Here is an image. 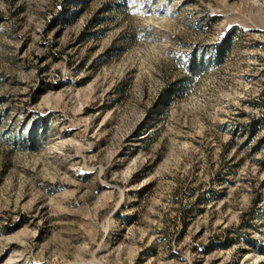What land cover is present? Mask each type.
<instances>
[{
	"label": "rangeland",
	"instance_id": "1",
	"mask_svg": "<svg viewBox=\"0 0 264 264\" xmlns=\"http://www.w3.org/2000/svg\"><path fill=\"white\" fill-rule=\"evenodd\" d=\"M262 115L264 0H0V264H264Z\"/></svg>",
	"mask_w": 264,
	"mask_h": 264
},
{
	"label": "trees",
	"instance_id": "2",
	"mask_svg": "<svg viewBox=\"0 0 264 264\" xmlns=\"http://www.w3.org/2000/svg\"><path fill=\"white\" fill-rule=\"evenodd\" d=\"M229 39L230 36H227L221 43L215 45L214 47V61L217 62L218 64L223 62L228 51H229ZM187 74H188V78H192L195 76L196 74V65H195V61L190 57L187 61ZM173 91L175 90H180L184 87V85L182 84V82H176L175 84L171 85ZM167 89H165L164 92H166ZM174 91V92H175ZM169 96V94H167V97ZM254 124H255V130L257 129V127H260L262 124V127L264 126V115H262V117L255 119V121H252L249 123L248 127L251 129L254 128ZM28 143L30 146V149L33 151H37L39 148L35 147L36 144V137L31 134L29 139H28ZM259 144H264V138H262L259 141ZM257 150V149H256ZM261 166L264 168V161H262Z\"/></svg>",
	"mask_w": 264,
	"mask_h": 264
}]
</instances>
